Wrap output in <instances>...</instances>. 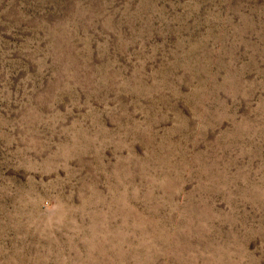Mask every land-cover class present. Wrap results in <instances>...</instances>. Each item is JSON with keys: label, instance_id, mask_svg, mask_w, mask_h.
Instances as JSON below:
<instances>
[{"label": "rangeland", "instance_id": "rangeland-1", "mask_svg": "<svg viewBox=\"0 0 264 264\" xmlns=\"http://www.w3.org/2000/svg\"><path fill=\"white\" fill-rule=\"evenodd\" d=\"M0 264H264V0H0Z\"/></svg>", "mask_w": 264, "mask_h": 264}]
</instances>
